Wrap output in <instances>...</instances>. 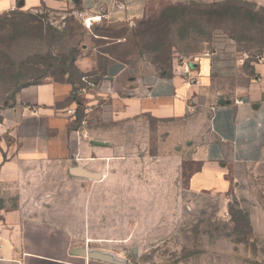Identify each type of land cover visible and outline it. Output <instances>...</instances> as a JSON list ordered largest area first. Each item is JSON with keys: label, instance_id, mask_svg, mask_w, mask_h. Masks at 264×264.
<instances>
[{"label": "rangeland", "instance_id": "1", "mask_svg": "<svg viewBox=\"0 0 264 264\" xmlns=\"http://www.w3.org/2000/svg\"><path fill=\"white\" fill-rule=\"evenodd\" d=\"M78 9L0 12V122L22 87L69 82L74 123L94 124L97 140L119 143L110 159L41 168L38 195L24 198L25 215L66 230L74 248L108 264H264V168L237 166L225 190L195 187L191 175L210 138L205 113L112 124L109 95L98 98L110 58L149 62L161 73L214 48L232 61L262 54L264 6L151 0L134 21L91 24ZM84 61L98 66L85 70ZM88 82L98 86L90 90Z\"/></svg>", "mask_w": 264, "mask_h": 264}, {"label": "crops", "instance_id": "2", "mask_svg": "<svg viewBox=\"0 0 264 264\" xmlns=\"http://www.w3.org/2000/svg\"><path fill=\"white\" fill-rule=\"evenodd\" d=\"M150 1L0 0V12L79 6L88 24L94 19L134 21ZM256 2L264 6V0ZM225 55L214 48L194 58L188 72L179 63L161 73L149 62L134 66L110 58L99 83L106 92L98 98L109 95L112 124L145 116L170 120L205 113L210 138L199 149L202 165L190 181L214 190L230 188L237 166L264 168V52L262 59L238 55L232 61ZM83 65L93 70L98 63ZM71 92L69 82L24 86L0 122V264H108L75 254L66 230L25 215L24 198L38 195L41 168L85 164L90 157L110 159L118 147L111 139L97 140L96 125L74 123Z\"/></svg>", "mask_w": 264, "mask_h": 264}, {"label": "water", "instance_id": "3", "mask_svg": "<svg viewBox=\"0 0 264 264\" xmlns=\"http://www.w3.org/2000/svg\"><path fill=\"white\" fill-rule=\"evenodd\" d=\"M72 174H76V175H83V176H89V174L82 172L81 170H71ZM75 254H80V255H84V256H89V257H96L91 251L86 250L85 248H78L75 251Z\"/></svg>", "mask_w": 264, "mask_h": 264}, {"label": "built area", "instance_id": "4", "mask_svg": "<svg viewBox=\"0 0 264 264\" xmlns=\"http://www.w3.org/2000/svg\"><path fill=\"white\" fill-rule=\"evenodd\" d=\"M256 58H259V59H262V56L260 55V54H257L256 55ZM192 61V59L187 63V62H185V65H186V69H185V72H188V69L187 68H189V63ZM98 85L96 84V83H94V82H88V88L91 90V89H93L94 87L96 88ZM126 91H128V90H125V92ZM87 92V90H86V88H80L79 90H78V93L79 94H84V93H86Z\"/></svg>", "mask_w": 264, "mask_h": 264}, {"label": "trees", "instance_id": "5", "mask_svg": "<svg viewBox=\"0 0 264 264\" xmlns=\"http://www.w3.org/2000/svg\"><path fill=\"white\" fill-rule=\"evenodd\" d=\"M73 89V88H72Z\"/></svg>", "mask_w": 264, "mask_h": 264}]
</instances>
